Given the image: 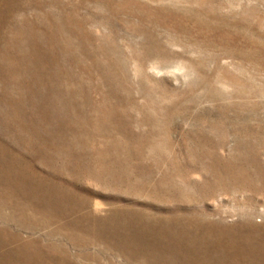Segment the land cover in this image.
Returning <instances> with one entry per match:
<instances>
[{"label": "rangeland", "instance_id": "obj_1", "mask_svg": "<svg viewBox=\"0 0 264 264\" xmlns=\"http://www.w3.org/2000/svg\"><path fill=\"white\" fill-rule=\"evenodd\" d=\"M263 235L264 0H0V264H264Z\"/></svg>", "mask_w": 264, "mask_h": 264}, {"label": "bare ground", "instance_id": "obj_2", "mask_svg": "<svg viewBox=\"0 0 264 264\" xmlns=\"http://www.w3.org/2000/svg\"><path fill=\"white\" fill-rule=\"evenodd\" d=\"M173 233L175 235H178V232H176V231H173ZM168 236L174 237V235H168ZM246 236H250V235L246 234ZM217 241H218V239H217ZM234 244H238V242L234 243ZM238 245H239V247H241L240 251H244L247 254V256H250V257L251 256H264V235L262 236L261 240L258 242H255L253 239H246V237H245L243 239V241L240 242Z\"/></svg>", "mask_w": 264, "mask_h": 264}]
</instances>
